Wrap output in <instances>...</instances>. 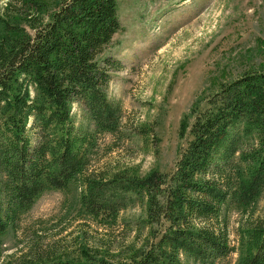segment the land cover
Listing matches in <instances>:
<instances>
[{
    "label": "trees",
    "instance_id": "trees-1",
    "mask_svg": "<svg viewBox=\"0 0 264 264\" xmlns=\"http://www.w3.org/2000/svg\"><path fill=\"white\" fill-rule=\"evenodd\" d=\"M52 2L21 0L20 10L10 2V16L0 12V261L2 236L21 213L45 191L79 181L82 211L96 225L115 226L124 209L143 206L134 241L116 251L109 236L92 237L73 258L60 239L45 242L33 229L4 264H217L234 250L232 209L242 214L238 264H264V68L193 106V121L181 123L187 145L173 171L93 170L98 135L123 128L121 103L107 91L111 72L122 67L100 59L122 29L118 1ZM152 131L139 129L142 136Z\"/></svg>",
    "mask_w": 264,
    "mask_h": 264
},
{
    "label": "rangeland",
    "instance_id": "rangeland-1",
    "mask_svg": "<svg viewBox=\"0 0 264 264\" xmlns=\"http://www.w3.org/2000/svg\"><path fill=\"white\" fill-rule=\"evenodd\" d=\"M46 1L54 6L52 0ZM117 1L122 29L100 59L109 57L122 67L111 72L107 91L110 99L121 103L123 128L119 135H98L90 154L91 168L127 167L139 175L171 172L187 145L179 131L182 121H193V106H204L222 84L264 68V0ZM10 2L20 10L21 0H1L3 16H10ZM31 92L34 95L33 87ZM82 111L74 105L78 121ZM144 124L154 128L147 136L139 133ZM3 180L0 173V203L4 202ZM81 191L79 181L66 190L45 191L2 236L0 264L29 242L33 229L45 242L60 239L73 258L79 245L89 244L85 240L92 237L109 236L116 251L124 241L126 245L134 241L136 222L144 217L142 205L124 209L115 226L96 225L82 211ZM228 219L234 250L217 264H238L241 257L242 214L232 209ZM147 232L143 230V237Z\"/></svg>",
    "mask_w": 264,
    "mask_h": 264
}]
</instances>
